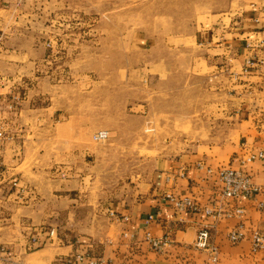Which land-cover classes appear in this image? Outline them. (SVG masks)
<instances>
[{
  "label": "crops",
  "instance_id": "1",
  "mask_svg": "<svg viewBox=\"0 0 264 264\" xmlns=\"http://www.w3.org/2000/svg\"><path fill=\"white\" fill-rule=\"evenodd\" d=\"M26 1L0 0V128L12 131L0 155V244H9L11 253L0 264H56L58 258L75 253L100 264H211L209 252L193 245L198 231L211 224L217 264H264V247L254 250L252 242L254 230L264 235V210L258 207L264 200V158L257 157L264 153V0H227L219 8L206 5L195 29L166 38L167 53L151 63L159 62L161 71L155 73L163 77L172 74V68H164L171 67V53L174 59H183L186 52L195 55L191 61L198 68L192 70L198 74L213 70L212 60L227 64L231 88L225 95L236 121L233 138L228 133L221 143L215 138L191 139L195 143L160 160L125 196L93 203L100 205L93 214H87L88 203L79 200L87 124L62 108L58 113L51 100L39 106L46 93L54 99V85L38 72L45 57L38 31L50 27L30 19L39 16L41 0H32V7H26ZM143 47L146 50L147 43ZM18 89L23 97L12 118L8 98ZM221 108L228 110L227 104ZM223 168L247 172L263 193L223 199L218 178ZM169 194L189 196L213 208L221 199L224 209L242 208L243 214L214 220L202 211H180ZM44 223H61L72 232L75 226H87L70 240L58 237L28 251V229ZM236 228L244 236L233 243L229 232ZM148 234L158 239L169 234L171 243L155 249Z\"/></svg>",
  "mask_w": 264,
  "mask_h": 264
},
{
  "label": "rangeland",
  "instance_id": "2",
  "mask_svg": "<svg viewBox=\"0 0 264 264\" xmlns=\"http://www.w3.org/2000/svg\"><path fill=\"white\" fill-rule=\"evenodd\" d=\"M224 1L41 0L39 16L30 19L50 27L38 31L45 55L38 72L54 85V99L46 93L39 106L51 100L60 109L58 113L63 109L87 124L79 198L88 203L87 214L100 209L95 202L111 203L125 196L160 160L175 157L189 148L190 141L215 138L221 143L228 133L233 138L236 121L225 95L231 88L227 64L212 60L210 74H198L192 70L197 67L191 61L195 55L186 52L183 59H174L171 53V67L164 68L173 70L166 77L155 73L161 71L159 62L151 64L167 53L163 48L166 38L194 30L206 5L219 8ZM26 7H32V0L26 1ZM143 43H147L146 50ZM22 97L18 89L8 98L12 118ZM224 104L228 110L221 108ZM5 127L0 131L7 138L12 131ZM101 130L108 137L97 141L94 135ZM84 226H75L73 232L61 223L31 227L26 249L43 247L58 237L70 240ZM52 229L55 234L50 235ZM1 247L7 251L6 260L10 245Z\"/></svg>",
  "mask_w": 264,
  "mask_h": 264
},
{
  "label": "built area",
  "instance_id": "3",
  "mask_svg": "<svg viewBox=\"0 0 264 264\" xmlns=\"http://www.w3.org/2000/svg\"><path fill=\"white\" fill-rule=\"evenodd\" d=\"M251 63V61H249ZM108 137V132L105 130L98 131L94 135V139L97 141H104ZM5 136L2 131H0V155L2 148L4 146ZM256 156H251L250 160L254 159ZM257 157L264 158V153L259 152ZM218 178L220 181V193L223 199L227 200H236L242 194H245L249 197H256L260 193H263L260 186L255 184L252 181L251 176L241 170L235 168H223L218 172ZM170 200L173 202L175 208L180 211H202L205 214L211 216L213 219H218L222 216H233V215H242V208L235 209H224L222 205L221 199H219V204L215 205L216 207H203L198 202H196L193 198L189 196L185 197H175L171 194L168 195ZM258 207L261 210H264V200L258 201ZM113 215L114 213L111 212ZM127 218V217H124ZM214 225H206L202 227L197 234L196 240L194 242V246L200 249L207 250L209 252V261L211 264H217L219 259V251L217 246L211 241V228ZM50 235L55 234V230L52 229L49 232ZM244 236V233L240 229H233L229 232V239L236 243L240 241ZM147 239L150 244L155 249H161L162 247L169 245L171 243V237L169 234L165 235L162 239L153 238L150 234L147 235ZM32 242L36 243L37 238L35 236L32 237ZM252 242L254 250H259L264 247V235L255 230L252 233ZM5 247L0 248V262L5 260L6 255ZM83 261H87L88 264H100L99 260L94 257H88L83 253H75L66 256H62L57 259L56 264H80ZM126 264V263H123Z\"/></svg>",
  "mask_w": 264,
  "mask_h": 264
}]
</instances>
